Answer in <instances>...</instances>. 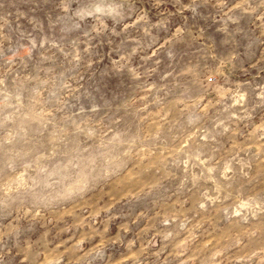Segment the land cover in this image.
Masks as SVG:
<instances>
[{
  "label": "rangeland",
  "instance_id": "obj_1",
  "mask_svg": "<svg viewBox=\"0 0 264 264\" xmlns=\"http://www.w3.org/2000/svg\"><path fill=\"white\" fill-rule=\"evenodd\" d=\"M0 264H264V0H0Z\"/></svg>",
  "mask_w": 264,
  "mask_h": 264
},
{
  "label": "clouds",
  "instance_id": "obj_2",
  "mask_svg": "<svg viewBox=\"0 0 264 264\" xmlns=\"http://www.w3.org/2000/svg\"><path fill=\"white\" fill-rule=\"evenodd\" d=\"M99 11L107 12L108 14H112V13H115L117 15L119 14V12L117 11V8L115 6L109 7L107 9L101 8V9H99ZM82 188H83V186H82ZM71 192H72V189H66L65 194H71Z\"/></svg>",
  "mask_w": 264,
  "mask_h": 264
}]
</instances>
